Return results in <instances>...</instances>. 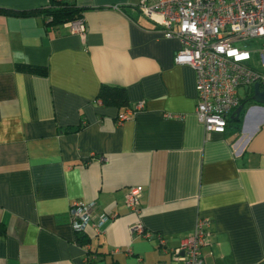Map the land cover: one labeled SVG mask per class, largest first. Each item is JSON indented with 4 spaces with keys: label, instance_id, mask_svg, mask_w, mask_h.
I'll return each instance as SVG.
<instances>
[{
    "label": "crops",
    "instance_id": "0c3cea01",
    "mask_svg": "<svg viewBox=\"0 0 264 264\" xmlns=\"http://www.w3.org/2000/svg\"><path fill=\"white\" fill-rule=\"evenodd\" d=\"M139 1L75 0L84 35L40 14H0V264H183L173 250L199 217L211 219L206 264H264V103L243 87L238 117L205 133L195 71L174 62L180 42ZM104 84L123 88V103L103 104ZM137 186L132 211L125 196ZM76 200L115 214L81 242L69 217Z\"/></svg>",
    "mask_w": 264,
    "mask_h": 264
},
{
    "label": "built area",
    "instance_id": "2783aa9c",
    "mask_svg": "<svg viewBox=\"0 0 264 264\" xmlns=\"http://www.w3.org/2000/svg\"><path fill=\"white\" fill-rule=\"evenodd\" d=\"M135 8L157 25L164 37L180 42L174 62L188 64L195 71L196 117L205 133H224L231 112L240 105L238 89L257 83L264 91V0H140ZM66 24L73 33L86 32L83 17ZM142 107L138 103L126 109L119 122L130 119ZM141 191L140 186L131 187L125 196L132 211H138ZM95 208L94 202L71 203L70 224L76 233L89 228L99 233L106 220L115 215L95 214ZM210 225V218L199 217L193 233L173 250L183 264H206L201 247ZM130 231L152 235L140 224L131 225Z\"/></svg>",
    "mask_w": 264,
    "mask_h": 264
},
{
    "label": "trees",
    "instance_id": "16d2710c",
    "mask_svg": "<svg viewBox=\"0 0 264 264\" xmlns=\"http://www.w3.org/2000/svg\"><path fill=\"white\" fill-rule=\"evenodd\" d=\"M84 8L78 7L75 0H49L47 5L41 8L30 9V10H15L9 8L0 7V14H11V15H37L40 14L46 20V26H58L67 22L73 21L79 17H82V11ZM18 69L37 73L47 74V69L44 66H32V65H17ZM124 89L118 86L102 85L98 94V98L105 105L123 103L124 101ZM229 121V120H228ZM238 119L235 126H238ZM72 131L74 129H66ZM78 241L81 242L85 234L77 233Z\"/></svg>",
    "mask_w": 264,
    "mask_h": 264
},
{
    "label": "water",
    "instance_id": "95a60500",
    "mask_svg": "<svg viewBox=\"0 0 264 264\" xmlns=\"http://www.w3.org/2000/svg\"><path fill=\"white\" fill-rule=\"evenodd\" d=\"M252 96L250 97L249 101H254L258 103H264V91L260 89L259 85L256 83L253 86L252 90ZM243 104H240L234 111L236 116L238 117L241 109H242Z\"/></svg>",
    "mask_w": 264,
    "mask_h": 264
},
{
    "label": "rangeland",
    "instance_id": "374dc122",
    "mask_svg": "<svg viewBox=\"0 0 264 264\" xmlns=\"http://www.w3.org/2000/svg\"><path fill=\"white\" fill-rule=\"evenodd\" d=\"M238 91H243V87L242 88H239Z\"/></svg>",
    "mask_w": 264,
    "mask_h": 264
}]
</instances>
